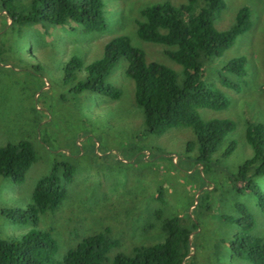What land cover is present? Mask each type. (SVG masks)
Instances as JSON below:
<instances>
[{"label":"rangeland","instance_id":"rangeland-1","mask_svg":"<svg viewBox=\"0 0 264 264\" xmlns=\"http://www.w3.org/2000/svg\"><path fill=\"white\" fill-rule=\"evenodd\" d=\"M107 28L85 32L81 25L57 26L46 33L41 24H13L0 0V146L22 139L32 142L35 161L25 181L0 176V235L20 237L32 229L50 230L61 260L85 237L110 228L119 239L108 256L130 254L136 245L166 239L167 219L179 216L189 233L194 264H253L233 253L229 239L241 230L223 215H236L235 204H246L257 225L251 232L264 236V212L251 193H239L227 171L235 172L252 156L245 132L249 121L264 124V0H226L215 26L229 28L241 7L251 9L252 28L207 66L204 80L230 99L226 109L201 108L204 119L228 117L236 127L213 154L212 167L195 160L199 149L193 129L179 126L164 134L145 131V115L135 100V81L122 59L107 78L121 91L118 99L94 92L77 93L65 79V65L78 56L85 66L102 57L105 44L127 35L145 50L148 61H159L177 72L182 66L167 54L168 46L146 42L137 34L142 8L157 2L188 0H103ZM247 58L239 88L219 79L222 66L236 56ZM82 75V74H81ZM79 75L78 77H81ZM231 142L235 149L224 157ZM75 164L66 198L54 211L34 222H15L3 210L24 209L33 191L55 161ZM257 182L264 190V176Z\"/></svg>","mask_w":264,"mask_h":264},{"label":"trees","instance_id":"trees-1","mask_svg":"<svg viewBox=\"0 0 264 264\" xmlns=\"http://www.w3.org/2000/svg\"><path fill=\"white\" fill-rule=\"evenodd\" d=\"M2 2L13 24L39 23L46 33L71 23L81 25L85 32L107 28L103 0ZM225 7L226 0H188L181 4L157 2L142 8L144 19L137 22L139 38L168 46L169 57L182 66L180 73L159 61H148L144 49L133 44L129 36L120 35L105 44L102 57L85 66L84 72L81 58L72 56L64 68L65 79L74 81L73 90L77 93L88 91L118 99L121 91L107 78L120 60H126V73L135 81L136 103L144 111L145 131L162 135L173 127H191L196 141H191L189 147L197 143L199 149L195 160L212 167L213 154L225 136L235 129L236 122L228 117H202L201 108L222 110L230 105L227 95L206 83V69L253 25L251 9L244 5L229 28L218 29L215 17ZM246 64L244 55L232 58L220 69V81L229 88H239L237 80L245 76ZM245 137L253 150L252 156L235 172L226 171L234 189L255 196L264 212V190L257 182L258 177L264 176V124L249 121ZM235 147L236 143L231 142L224 157ZM35 157V149L28 139L0 146V176L23 183ZM75 169L71 161H55L51 171L37 181L33 203L27 210L8 208L3 210L4 214L15 222H26L29 217L37 222L40 214L56 210L67 196ZM235 210L236 215H223L227 222L241 227L228 240L233 253L253 264H264V236L251 233L257 225L254 215L244 203H236ZM163 228L166 232L164 241L136 245L130 254L119 252L113 259L108 253L120 241L112 235L110 228L85 237L61 260L55 257L58 244L50 230L32 229L10 239L0 235V264H194L189 233L181 217L167 219Z\"/></svg>","mask_w":264,"mask_h":264}]
</instances>
